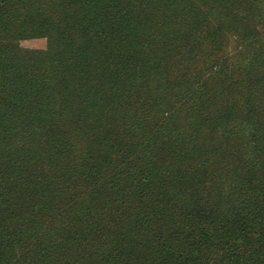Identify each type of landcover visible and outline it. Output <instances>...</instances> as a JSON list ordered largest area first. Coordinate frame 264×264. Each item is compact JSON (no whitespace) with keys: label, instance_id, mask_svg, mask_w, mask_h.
<instances>
[{"label":"trees","instance_id":"trees-1","mask_svg":"<svg viewBox=\"0 0 264 264\" xmlns=\"http://www.w3.org/2000/svg\"><path fill=\"white\" fill-rule=\"evenodd\" d=\"M261 1L0 0V264L260 250Z\"/></svg>","mask_w":264,"mask_h":264},{"label":"rangeland","instance_id":"rangeland-1","mask_svg":"<svg viewBox=\"0 0 264 264\" xmlns=\"http://www.w3.org/2000/svg\"><path fill=\"white\" fill-rule=\"evenodd\" d=\"M261 2H262V5L261 6L264 8V1H261ZM249 4H250V2H246V0H238V5L237 6H239L242 9L245 10V9H247L249 7ZM158 11L159 12L157 13V15H159V16H165L166 17L167 11L165 9L158 10ZM244 12H247V10H245ZM232 40H233V38H232ZM229 44H232V46L234 45V43L232 41ZM17 45H19L18 47L21 48V49H23V50H25V51L38 52V51H41V50L46 49L47 40L44 37H24V38H21L18 41V44ZM249 129L250 130L244 132V135H242V137H237V139H229V140H233V141H236V142H240V141L247 142V141H249L251 139V136H250L251 128H249ZM209 139L210 140H215V142L217 140V142H219V140L217 138V135L213 131H211V135H210ZM262 140H264V136L263 135H262ZM219 144L220 143H218L216 145H214V144L205 145L204 146V148L206 150L205 153H207L208 156L212 155V149L214 147L215 148H218L219 147ZM263 145H264V141H262L260 143L259 149L255 150V151H250L249 153H246L245 154L246 156L244 154H241L239 156V160L240 159L246 160V159H248V158H250L252 156H258V155H260L261 154V150H264V148L262 149V146ZM221 153L222 152H220L218 155H220ZM243 157H245V158H243ZM222 169L224 170V172H226V174L228 173V175L230 176L229 173H231V172L227 171L225 169V167H223ZM1 171L2 170L0 168V172ZM222 175H223V173L220 174V178L223 177ZM233 176H235V175H233ZM228 189L229 188H225L224 189V192H225L226 196L229 194V190ZM56 198L61 199V201H63V202L67 201V198L64 195H62V194L59 197H56ZM256 230H257V228L256 227H253L252 225L251 226H247V229H246L245 234H248V233L253 232V231H256ZM227 239H229V236H225L224 242L227 241ZM221 254H222V258H220L221 257ZM221 254L218 257L214 258L212 260V262H218L219 260H225V261L230 260V263L231 264H236V263L237 264H257V263H264V245H262L261 248H260V250H257V252L254 253V254H252V253H250L248 251H245L244 249L237 250L235 253L232 254V253H229L226 249H223V248L221 249ZM236 257H238L237 262H236Z\"/></svg>","mask_w":264,"mask_h":264}]
</instances>
